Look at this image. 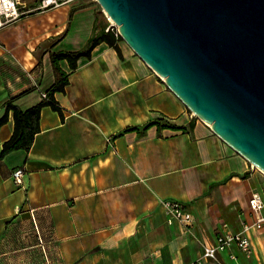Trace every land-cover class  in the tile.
Wrapping results in <instances>:
<instances>
[{"label":"crops","instance_id":"0c3cea01","mask_svg":"<svg viewBox=\"0 0 264 264\" xmlns=\"http://www.w3.org/2000/svg\"><path fill=\"white\" fill-rule=\"evenodd\" d=\"M96 11L73 0L0 25V118L12 97L27 91L15 101L21 110L42 100L55 80L48 51L85 47ZM120 47L122 58L105 43L80 58L55 94L64 120L43 108L31 148L0 160V264H264V227L250 231L248 255L232 244L203 257L223 224L237 233L254 221L249 199L257 192L264 200V174ZM155 121L169 126L125 131ZM191 122L187 131L170 128ZM13 129L10 113L0 152ZM165 200L183 203L191 223L170 224Z\"/></svg>","mask_w":264,"mask_h":264},{"label":"water","instance_id":"95a60500","mask_svg":"<svg viewBox=\"0 0 264 264\" xmlns=\"http://www.w3.org/2000/svg\"><path fill=\"white\" fill-rule=\"evenodd\" d=\"M122 41L264 174V0H95Z\"/></svg>","mask_w":264,"mask_h":264},{"label":"trees","instance_id":"16d2710c","mask_svg":"<svg viewBox=\"0 0 264 264\" xmlns=\"http://www.w3.org/2000/svg\"><path fill=\"white\" fill-rule=\"evenodd\" d=\"M73 11L70 13V17ZM110 23L107 20V17L101 12V10L96 11V23L94 26L93 35L88 40L85 47L77 51H48L50 56V62L52 65L54 73V83L45 91L46 97H42V100L26 109L21 110L15 104V101L21 97L26 92L10 98L4 105V114L0 118V128L7 123L9 119V114L12 113V118L14 122V129L12 136L3 143L2 149L0 152V160L3 159L8 154L24 150L28 151L35 139V136L40 132V117L42 109L49 107L52 111L58 113L62 120H64V110L60 103L57 101L55 94L64 93L66 87L69 84L70 74L73 73L78 68V62L80 58L90 59L92 57V52L101 43L107 44L109 47L116 50L120 58H122V50L120 43L123 42L119 36L116 27H109ZM64 35L54 39L51 43L47 44L48 47H53L59 42ZM38 65L42 63V56L38 59ZM62 61H66L70 68V71H64L60 65ZM156 125L158 130L168 127L167 124H162L161 121H155L146 124L142 128L132 127L128 128L125 131H138L143 133L149 127ZM173 129H182L187 131L193 128V122H191L186 128H178L171 126Z\"/></svg>","mask_w":264,"mask_h":264},{"label":"built area","instance_id":"2783aa9c","mask_svg":"<svg viewBox=\"0 0 264 264\" xmlns=\"http://www.w3.org/2000/svg\"><path fill=\"white\" fill-rule=\"evenodd\" d=\"M73 0H35V7L27 9L25 0H0V24H8L19 20L24 15L46 11L48 9L57 8L63 4ZM114 27L111 22L108 29ZM43 97H46L43 93ZM13 181L16 185L22 184L24 170L17 168L14 170ZM170 224L179 223L187 225L191 223L192 214L186 209L185 205L178 201L165 200L162 202ZM249 208L254 216L252 223H245L240 232L234 233L228 229L227 224L222 225V229L217 237V242L214 246H204L203 257L207 259H216L219 252L226 249L232 244H236L238 248L247 255L252 251V242L249 233L252 229L258 230L264 227V200L263 197L254 192L249 199Z\"/></svg>","mask_w":264,"mask_h":264},{"label":"rangeland","instance_id":"374dc122","mask_svg":"<svg viewBox=\"0 0 264 264\" xmlns=\"http://www.w3.org/2000/svg\"><path fill=\"white\" fill-rule=\"evenodd\" d=\"M80 4L88 3L91 4V6L95 10H101L100 6L96 3L95 0H78ZM25 3L27 4V9H32L35 7V0H25ZM28 15V14H27ZM108 22L111 23V21L107 18ZM124 43V42H123ZM125 44V43H124ZM256 169V168H255ZM259 171L258 169H256ZM260 172V171H259ZM262 173V172H261Z\"/></svg>","mask_w":264,"mask_h":264},{"label":"bare ground","instance_id":"6f19581e","mask_svg":"<svg viewBox=\"0 0 264 264\" xmlns=\"http://www.w3.org/2000/svg\"><path fill=\"white\" fill-rule=\"evenodd\" d=\"M1 25V24H0Z\"/></svg>","mask_w":264,"mask_h":264}]
</instances>
